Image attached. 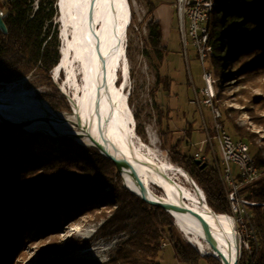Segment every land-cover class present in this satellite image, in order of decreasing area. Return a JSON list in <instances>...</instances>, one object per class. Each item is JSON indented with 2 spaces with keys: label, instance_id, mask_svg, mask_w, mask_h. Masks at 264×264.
I'll list each match as a JSON object with an SVG mask.
<instances>
[{
  "label": "trees",
  "instance_id": "16d2710c",
  "mask_svg": "<svg viewBox=\"0 0 264 264\" xmlns=\"http://www.w3.org/2000/svg\"><path fill=\"white\" fill-rule=\"evenodd\" d=\"M158 6L157 0H145L149 34L144 53L148 56L150 51L162 62L168 55V47L163 45L162 24L154 17ZM0 11L8 28L7 34L0 30V87L35 78L50 88L40 97L52 109L70 111L67 98L55 86L51 75L61 58L56 22L58 0H0ZM205 26L203 62L209 63L211 74L226 79L235 72L248 74L264 69V0H217ZM157 78L159 86L169 93L172 83L159 68ZM160 111L161 137L169 148L171 161L193 178L213 211L235 216L215 162L205 160L207 166L201 168L196 164L195 153L189 154L195 132L193 124L185 130L186 135L174 141L168 112L161 108ZM230 128L236 138L251 145L249 136L233 125ZM210 150L206 144L204 153L210 155ZM251 154L261 176L239 191L240 198L253 204L245 206L246 214L241 215L240 225L246 231L241 237L239 264H264V157L256 149ZM99 207L115 209L109 222L129 237L107 263L73 260L68 264H162V252L168 246L180 263L198 264L204 258L207 264H221L213 256H200L165 210L149 205L125 189L115 164L96 148L86 147L70 137L29 134L0 123V264H10L18 257L25 236L31 234L33 227L37 230L29 238L32 241L42 232L55 231L64 221ZM57 251L66 253V249ZM50 260L40 264H67L56 258Z\"/></svg>",
  "mask_w": 264,
  "mask_h": 264
},
{
  "label": "rangeland",
  "instance_id": "374dc122",
  "mask_svg": "<svg viewBox=\"0 0 264 264\" xmlns=\"http://www.w3.org/2000/svg\"><path fill=\"white\" fill-rule=\"evenodd\" d=\"M128 1L132 13V22L126 38V55L129 65V82L126 93L129 108L135 121V133L139 140L151 147L161 160L179 166L171 161L169 148L164 146L161 137L162 129L159 124L161 108L168 112L170 130L174 141L186 135L185 130L193 124L195 130L193 142L189 149L185 146L183 148L188 149L189 154L192 155L198 152L200 144L207 139L206 132L201 131L204 130V125L207 124L211 134L213 130L211 107L205 105L206 97L200 93L201 89L206 86L203 74L207 72L212 78L213 105L221 112L225 129L236 141L240 139L235 137L230 127L233 125L241 130L252 141L251 145L247 141L245 143L250 146L252 151L255 149L260 150L264 157V69H256L248 74L235 72L233 76L226 79L218 78L214 73L211 74L209 63H204V59L202 60L204 41L201 39L200 30H197V32L194 29L189 30V20H187L186 32L185 34L183 32L178 0H157L159 6L154 12V17L163 26V45L168 47V55L162 62L150 51L147 56L144 49L149 34L146 26L149 16L145 7V0ZM136 3L144 14L143 18L140 17L137 11ZM228 5L231 6L230 2ZM56 22L61 35L63 25L59 16ZM60 42L62 47L61 39ZM158 68L161 74L167 76L172 83L169 93L158 84ZM51 75L54 83L53 71ZM121 76L122 73L119 71L117 85L122 83ZM65 79L66 73L64 71L60 72L57 82L59 84L63 83ZM79 81L81 82L80 76ZM55 86L57 87L56 84ZM48 91H50V88L46 85H42L35 78L28 77L20 82L10 84L6 88L0 87V96L7 93L19 95L31 92L36 98H41L40 95ZM61 94L64 95L62 92ZM41 112L43 113V110ZM40 115H35V117H49L46 113ZM60 115L69 118L73 113L71 110H64L60 112ZM20 119L23 121L32 120V116L26 111ZM65 130L68 131V129L62 127L59 129L60 132ZM82 145L90 147L85 143H82ZM216 152L218 158L217 148ZM202 155L210 162H215L214 155H206L204 150ZM237 172V167H235V173ZM170 173L179 184L195 192L196 187L191 182L192 180H186L177 173ZM189 177L191 176L189 175ZM122 186L125 188L123 177ZM198 189H200L199 186ZM156 191L159 195H164L160 188L157 187ZM114 211L115 209L112 207H99L89 213L77 215L70 221H64L55 231L50 230L46 233L40 231L39 233H42L35 237L34 241L29 239L37 230V227H33L30 232L32 235L25 236L26 240L23 243L21 252L10 264L49 263L52 261L51 258L60 259L67 264L73 260L97 263L109 262L119 246L129 237L128 233L118 229L115 230L112 223L109 222L113 218ZM236 216L231 217L235 220L242 249L243 238L241 237L246 229L241 227L242 218L238 213ZM179 231L183 238L190 243L180 229ZM246 234L249 235V233ZM194 248L200 256H206L195 246ZM63 249H66V253H57V250L61 251ZM162 255V264H184L176 259L171 246L166 247ZM198 264H207V261L201 258Z\"/></svg>",
  "mask_w": 264,
  "mask_h": 264
},
{
  "label": "bare ground",
  "instance_id": "6f19581e",
  "mask_svg": "<svg viewBox=\"0 0 264 264\" xmlns=\"http://www.w3.org/2000/svg\"><path fill=\"white\" fill-rule=\"evenodd\" d=\"M59 2L61 9L59 17L63 25V58L54 71V77L58 80L60 72L66 73V79L60 83V86L70 96L76 110L75 114L69 117L72 123L35 117L43 113L48 115L54 113L47 103L37 100L31 92L19 95L7 93L0 96V117L21 120L23 113L28 111L33 120L32 128H46L57 132L62 127L68 129L64 132L81 136L84 139L83 143L87 145L93 142L87 129L79 122L90 125L94 136L103 144L107 143L108 152L111 155L117 154L122 161H128L131 158L133 168L146 180L161 188L163 197L167 201L221 224L223 236L211 224L200 223L191 217L178 218L179 229L202 254L213 255L217 240L223 239L224 252L229 260L239 264L240 239L234 218L223 214L215 215L200 189L196 188L193 192L179 184L170 172L191 181L189 175L179 166L161 160L151 147L136 136L135 121L126 93L129 82L126 38L132 22L129 1L59 0ZM208 3V15H203V34L206 38L205 24L217 5V0H208ZM82 6L83 17L80 14ZM136 8L140 17L143 18L144 14L137 3ZM88 36L91 37L92 43L90 51L97 63H92L89 59L86 43ZM98 66L103 68V73H100ZM119 71L122 73L121 85L116 83L119 79ZM97 94H99L100 104L98 115L101 116V121L98 118L96 120L94 111ZM212 98H214L213 87ZM123 179L128 188L148 198L134 180L126 175Z\"/></svg>",
  "mask_w": 264,
  "mask_h": 264
},
{
  "label": "built area",
  "instance_id": "2783aa9c",
  "mask_svg": "<svg viewBox=\"0 0 264 264\" xmlns=\"http://www.w3.org/2000/svg\"><path fill=\"white\" fill-rule=\"evenodd\" d=\"M178 1L182 19L181 26L183 27L184 34L186 32V21L189 20V30L194 29L195 32L200 30V36L205 45L207 38L203 34V15H208V0ZM0 15L3 17V13L1 11ZM183 15L185 19L183 18ZM205 56L206 54L203 49L202 60ZM203 78L205 79L204 81L206 86L201 89L200 93L206 97V100L204 101L205 105L211 107L213 118L212 129L215 134L210 133V129L207 124L204 125L207 139L200 144L198 152L195 153V159L203 162L207 160L202 153L205 145L208 144L211 148V154L215 156V164L227 191L229 202L233 212L235 213V217H237V213L241 217L242 214H246L245 206L253 204L240 198L239 191L243 187L256 182L260 178L261 174L255 165L250 146L243 141L234 140L225 130L221 122L222 114L218 109H215L212 102L211 75L204 72ZM215 146L218 149V158L216 156L217 152ZM235 167H237V173H235ZM163 247H166L165 243L163 244Z\"/></svg>",
  "mask_w": 264,
  "mask_h": 264
},
{
  "label": "water",
  "instance_id": "95a60500",
  "mask_svg": "<svg viewBox=\"0 0 264 264\" xmlns=\"http://www.w3.org/2000/svg\"><path fill=\"white\" fill-rule=\"evenodd\" d=\"M83 2V0H82ZM84 6V5H83ZM83 6L80 9V14L83 17ZM58 10L59 13L61 12L60 9V2L58 0ZM61 21V19H60ZM0 30L2 33L7 34L8 33V28L3 20V17L0 15ZM89 26H88V32H89ZM60 39L62 41V47H63V38H62V33L60 35ZM87 50H88V56L89 59L91 60L92 63H97L96 59L94 58L92 52L90 51L91 49V37L88 36L87 38ZM62 47L60 48V61L58 63V65L53 69V74L55 69L59 66L60 62L62 61L63 58V52H62ZM100 73H103V68L101 66H98ZM54 79V83L57 85L58 89L67 97L71 111L73 113V115L75 114L76 110L73 106L72 100L70 98L69 95H67L63 90L62 87L60 86V84L57 82V79ZM24 80V79H23ZM16 83V82H14ZM13 84V83H12ZM100 94V92H99ZM99 94H97V99H96V105H95V115H96V120L97 118L99 119V121H101V116H99ZM37 100L47 103L49 105V103L47 101H45L42 98H37ZM50 106V105H49ZM51 107V106H50ZM53 111V115H49L48 118H51L53 120L56 121H62V122H70L72 123V121L69 118H65L63 116L60 115V112L55 111L54 109H52ZM48 118H40V119H48ZM0 123H4L7 125H11V126H15L18 128L23 129L24 131H26L29 134H33L36 132H42V133H46L48 135H51L52 137H70L74 140H76L79 143H83V138L81 136H79L78 134L75 133H67V132H60V131H55L52 132L49 129L46 128H32L33 125V120H27V121H23V120H10L7 119L5 117H0ZM80 125H82L83 127H85L88 131V135L90 136L93 144L89 145L90 147H94L96 148L104 157L108 158L110 161H112L115 166L117 167L120 175L122 177H124L125 175L128 176L129 178H131L132 180H134L136 182V184H138L140 186V188L142 189V191L148 196V198H144L142 196H140V194H137L136 192H134L133 190H131L130 188H128V186H126L125 181H124V186L126 189H128L132 194L138 196L139 198H141L144 202L148 203L151 206L154 207H158V208H162L163 210H165L168 214H170L174 220L176 225L178 226V218L180 216H185V217H191L195 220H197L200 223H206V224H211L213 226H215L218 229V232L221 236H223L224 231L223 228L221 226V224L219 222H217L216 220H210L198 213L192 212L190 210H188L185 207H177L174 204H172L171 202L167 201L163 196L159 195V193L156 191V188L158 186L153 185L151 182H149L148 180H146L139 172H137V170H135L133 168V166L131 165V158L128 161H122L119 156L117 154H113L111 155L108 152V146L107 143H102L100 142L97 137L94 136V131L92 130L91 126L88 124H82L79 122ZM109 129V128H108ZM110 130V129H109ZM113 144V142H112ZM113 147V146H112ZM196 164L199 165L201 168H205L207 166V163L201 161V160H196ZM191 178V177H190ZM193 185L198 189V186L196 184V182L191 178ZM159 188V187H158ZM161 189V188H160ZM162 190V189H161ZM210 208V207H209ZM211 209V208H210ZM215 212V211H214ZM215 215H219L218 213L215 212ZM226 215V214H223ZM229 216V215H227ZM240 239V237H239ZM241 242V240H240ZM191 243V242H190ZM214 254H205L206 256H213L216 259L220 260L222 264H234L232 263L228 256L226 255V253L224 252V243H223V239H218L216 242V247L214 250ZM241 255H242V249H241V243H240V257H239V262L241 259Z\"/></svg>",
  "mask_w": 264,
  "mask_h": 264
},
{
  "label": "crops",
  "instance_id": "0c3cea01",
  "mask_svg": "<svg viewBox=\"0 0 264 264\" xmlns=\"http://www.w3.org/2000/svg\"><path fill=\"white\" fill-rule=\"evenodd\" d=\"M173 1V0H172ZM162 30H163V34H164V29H163V26H162Z\"/></svg>",
  "mask_w": 264,
  "mask_h": 264
}]
</instances>
